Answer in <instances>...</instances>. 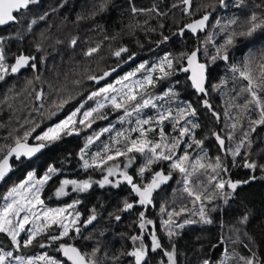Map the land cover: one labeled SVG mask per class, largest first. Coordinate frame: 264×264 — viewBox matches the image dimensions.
<instances>
[{"label":"trees","instance_id":"obj_1","mask_svg":"<svg viewBox=\"0 0 264 264\" xmlns=\"http://www.w3.org/2000/svg\"><path fill=\"white\" fill-rule=\"evenodd\" d=\"M227 3L226 8L221 7L218 0H191L190 6L184 5L181 0H38L30 4L16 15L19 17L17 22L6 28L0 27L5 66L14 64L21 54L35 58L29 62L30 65L35 64V68L26 66L16 73L9 68V72L4 73V80H0V148L7 151L4 146L14 145L15 139L30 129L33 123L39 125L36 133H33L36 135L65 119L101 86L89 80L90 75L102 76L105 71L115 68L116 71L105 82L112 84L116 78L135 70L139 64L145 63L151 68L166 55L180 60L184 54L199 48L200 62L206 65L207 71L208 95L202 98L209 101L219 120L203 106L201 96L192 91L187 77L181 72L159 80L155 87L149 88L158 107L143 109L141 116L156 117L158 111L171 110L174 118L181 106L191 104L197 109L200 124L195 130L196 138L204 140L203 147L210 160L220 156L223 165L228 168V172H221L220 176L225 180L242 181L255 175L256 179L240 186L228 204L219 195L211 203L205 200L203 206L213 223L204 225L199 215L195 214L201 206L200 202L195 205L191 203L192 198L183 191L181 175L171 171L168 161L153 164V171L171 172V179L154 192L153 205L145 210L146 218L152 220L153 225L147 227L149 230L154 227L164 248L170 250L171 243L162 223L168 217L166 212H161V208L179 211L182 205H186L188 211L173 217L177 224L192 221L182 229L175 228L178 235L171 238L176 245L178 264H203L204 260L210 264H220L223 260L222 264H244L241 257L251 256L252 251L264 260V171L259 167L264 166V125L255 126L256 131L244 137V132L250 128L249 118L258 119L259 109L253 105H249L250 111L241 107L250 99L248 93L242 91L247 81L231 71L232 65L242 66L248 58L260 61L264 56V32L258 30L252 37H238L234 46L227 49L228 61L219 56L215 61L211 59L228 35L233 30L241 31V25L246 26L253 14L258 21H264V0H243L242 3L240 0H227ZM102 5L105 6L103 9ZM133 7H155L164 15L144 11L133 13ZM208 13L207 27L193 37L186 25ZM233 19L237 20V24L229 23ZM164 37L168 39L164 41ZM73 40L76 41L75 45H72ZM122 47L128 51L117 57L115 52ZM92 48L98 50L91 56L87 55ZM153 75L161 74L157 71ZM137 76L142 78L143 72H138ZM170 88L176 93L171 100L167 96ZM41 92L42 98L37 99V94ZM157 96L160 99H155ZM62 99L67 102L58 108ZM98 99L100 97L94 100ZM94 100H88L84 109L90 108ZM101 111L111 113H108L107 119H96L91 128L78 135L65 136L46 148L37 159L14 162V173L0 187V206L5 203L3 198L10 191L9 185H18L29 173H35L37 179L41 178L49 166L55 167L59 173L43 186L40 195L46 207H62L79 201L75 211L80 213V222L76 226L81 231L77 236L72 234L75 238L71 239V244L89 257L93 249L99 248L95 256L97 264H134L133 257L123 255L141 242H133L131 237L143 236V242L149 249L151 244L150 235L143 233L139 227V213L144 208L135 205L132 210L123 211L125 201L135 204L138 200L131 187L125 182L100 187L98 182L103 180L106 171L93 167L85 170L80 159L81 149L94 131L99 132L113 123H116L117 131L135 126L127 121L118 122L122 111H114L110 106ZM131 119L134 121L135 115ZM233 123L236 124L234 130L231 127ZM163 127L169 138L178 134L173 131L171 120L165 121ZM213 133L225 139V148L235 149L242 139L246 142L240 154L233 158L230 152L220 149ZM138 135L132 133L133 137ZM150 135L158 139L156 132ZM229 135L232 136L231 140L228 139ZM113 136V132H109L96 140L88 149L89 158L91 154L102 151L105 144H110ZM29 143L34 141L29 140ZM185 147L181 145V148ZM188 151L196 156L200 148L193 145ZM130 155L136 159L127 169L128 173L137 183L150 181L151 171H146L143 177L137 175L145 163V157L139 153ZM246 159L258 165L254 172L244 167ZM126 162L125 157H119L109 161L105 169L112 164H120L122 168ZM209 174L215 175L211 170ZM63 179L90 180L92 187L86 192L77 193L70 192L69 186V195L57 197L55 193ZM200 180L203 181L201 188L207 189L204 195L212 194L213 187L207 178L200 176ZM93 210L97 219L85 227L84 221L93 214ZM245 214H250L246 225L240 223ZM117 215L121 217L120 220L115 219ZM0 247L13 249L11 239L5 233H0ZM162 261H167L163 251L149 250L148 264H161Z\"/></svg>","mask_w":264,"mask_h":264},{"label":"snow or ice","instance_id":"obj_2","mask_svg":"<svg viewBox=\"0 0 264 264\" xmlns=\"http://www.w3.org/2000/svg\"><path fill=\"white\" fill-rule=\"evenodd\" d=\"M37 2L38 0H0V26L17 22L19 17L14 15V13H19L22 9H27L30 4H35ZM242 2L243 0H240V3ZM181 3L190 6L191 0H181ZM218 3L223 8L228 7L227 0H218ZM173 6L175 7L176 5ZM101 7L103 9L105 6L102 5ZM184 10L187 12V8ZM132 11L133 13L139 11L157 12L158 15H164V13L158 12L155 7L151 9H137L133 7ZM209 17L210 13L205 14L201 19L186 25V28L194 34L198 30L202 31L207 27ZM32 23L34 24L35 20H33ZM229 23L233 25L237 24V20L233 19ZM241 29L242 30L239 32L233 30L228 35L225 43L217 47L216 56L211 58L213 61H215L218 56L223 60L228 61V47L234 46L235 40L238 37H252L258 30L264 32V21H258L257 16L253 14L246 26L241 25ZM181 34H183V30H181ZM167 39L168 37H164V41ZM75 44L76 41L73 40L72 45ZM2 45L3 40L0 39V80H4V73H8L9 68L12 73H16L26 66L35 68V64L30 65L29 63L35 58L23 54L16 57L14 64L5 66V54ZM97 50L98 49L96 48L89 49L87 55L91 56ZM127 51V48L122 47L115 52V55L120 57L121 53ZM199 51L200 49L197 48L191 53H186L180 60L171 59L166 55L159 61V63L154 64L151 68L145 63L140 64L136 71L116 80L115 84H108L107 86L91 92L87 99L64 120L36 135H33V133H36L39 125L33 123V126L30 129H26L22 136L15 139L14 145L4 146L7 151H4V148H0V182L4 181L12 171L10 160L13 158L16 161H20L22 158L31 160L33 157H36L38 153H41L42 150L50 148L65 136H70L72 134L78 135L81 131L91 128L96 119H107V114L101 110L110 106L114 111H122V116L118 118V122L124 123L127 121L129 124L134 123L135 126L117 131L115 136L111 138L110 144H105L102 151H97L94 154H91L89 158V147L96 140H99L105 132H111L112 129L106 127L99 132L94 131L87 137V143L85 147L81 149L80 159L83 161V168L86 170L93 167L102 172L106 171L103 180L98 182L101 187L105 184H112L113 181H111L109 177H112L113 175L122 177V181H117L116 185L121 182H126L131 187V191L138 197L136 203L147 210L149 206L153 205L154 192H156L161 185L167 183L171 179V172L165 174L163 170L153 171L151 166L162 161H168L171 171L178 172L181 175V182L184 185L183 191L187 193L188 197L192 198L191 203L195 205L197 202H200L201 206L195 213L199 215L200 222L204 224L213 223L212 219L205 211V207L203 206L204 201L207 200L208 203H211L217 195H219V198L223 199L225 204H228L233 193H236L240 186L249 184L252 180H255V175L242 181H233L231 179L225 180L220 176L221 172L227 173L228 168L223 165L220 156L215 157L214 160H210L203 147L204 140L196 138L195 130L200 127V124L197 120V109L191 104L181 106L178 110L177 116L174 118H172L171 110L158 111L156 117L142 118L141 116L143 109L148 107H158L154 103V98L152 93L149 92V88L155 87L159 80L183 72L190 73L187 79L191 81V87L196 93L201 94L203 106L219 120L218 114L212 109V105L209 101L202 98L206 97L208 92L205 87L206 65L199 61ZM131 58L132 57L130 56L129 59ZM114 71H116L115 68L111 71H105L102 76L90 75L88 79L99 83L100 80L110 76ZM140 71L143 72L142 78L134 79L137 72ZM157 71H159L161 75L154 76L153 73ZM231 71L233 73H238L242 80L247 81V84L242 91L247 92L250 99H248L241 107L250 111L251 109H249V105H253L255 108L259 109L258 119L249 118V131H246L243 134L244 137L247 138L251 132L256 131L255 126L264 125V95H261V93H264V56L260 58L259 62H256L253 58H248L243 61L242 66L232 65ZM76 83L79 82L77 81ZM116 84H119L120 87L117 88ZM175 95V90L170 88L167 93L168 98L171 100ZM42 96V92L38 93L37 99H41ZM96 97H100V99L95 101V107H90L82 111L87 101L94 100ZM155 99H160V97L157 96ZM66 102V100L62 99L57 107H63V104ZM41 107H43V105H41ZM94 113L97 115L94 116ZM51 114L55 115L56 113ZM134 115L135 119L133 121L131 118ZM169 120L172 122L173 131L178 132L176 136L171 138L166 135L163 127L164 122ZM181 120L184 121L183 124L180 123ZM231 127L234 130L236 124L233 123ZM154 132L157 133L158 139L153 138L150 135V133ZM132 133H139V135L133 137ZM213 135L215 136L220 149L226 153L230 152L233 158L240 154V149L246 142L245 139H242L240 143L236 145L235 149H229L225 148L224 138L217 133H213ZM184 137H188V139H182ZM206 138L207 137H205V139ZM228 139L231 140L232 136L229 135ZM29 140L34 141V143L30 144ZM248 143L250 145V142ZM181 145H186V147L181 148ZM193 145L200 148V153L196 156L190 155L188 151ZM178 150L180 154H178ZM133 153H139L145 157V163L139 168L137 175L143 177L146 171H151L152 176L150 181L137 183L135 182L134 177L128 173L127 169L131 167L136 159L134 155H130ZM119 157H125L127 161L123 164L122 168L120 164H112L105 169V165H108L109 161H114ZM244 167L251 169L254 172L258 168V165L255 162H249L246 159ZM259 167L261 171H264V166ZM209 170L215 175H210ZM58 173L59 170L52 166H49L45 174L38 179L35 177V173H29L25 181L13 186L8 192V195L3 198L8 202L4 203L3 206H0V233L7 234L17 248L21 246V241L18 239L20 233L26 231L25 225L33 219L36 221H43V228H51L52 225H56L61 229V231L56 234L48 235V239L53 245H55L57 241L63 240L65 237H68L69 239L75 238L70 235V232L73 230L70 228V225L75 226L80 222V213L75 211V206L79 201H73L72 204L66 205L65 207H38L44 205V201L41 199L40 195L43 186ZM194 176L195 179H193ZM200 176L206 177L208 182L212 184V194L207 196L204 195V192H206L207 189L201 188L203 181L200 180ZM69 186L71 192L81 193L88 191L92 187V182L90 180L78 181L75 179H63L60 182V187L55 193L56 196L60 197L69 195V191H67ZM134 206L133 202L125 201L122 210H131ZM68 209H73V211L69 212ZM215 210L216 209H209L208 211ZM185 211H188L186 205H182L179 208V211L175 209L167 211L165 208H161V212H166L168 217V219L162 221V223L165 226V231L167 232L171 243L170 250L164 248L162 242L156 235L154 227L150 230L148 229L147 226L153 225V221L146 218L145 211H141L139 213V219L141 221L139 227L143 233L150 235V249L143 242V236H133L131 237L133 242L140 240V244L135 246L132 251L123 253V255L133 257L134 264H148L149 250L151 252H156L159 249L163 251V255L167 257V261H162L161 264H178L176 245L174 242H171V238L178 235L174 230L176 227L182 229L186 223H192V221L185 220L183 223L177 224L176 221L173 220V217H178ZM22 213L23 215H21ZM120 218L119 215L115 216L116 220H120ZM96 219L97 216L95 210H93V214L84 221V226L86 227L88 224H92ZM249 219L250 214H245L241 217L240 223L246 225L249 222ZM41 231H43L41 227H37L35 231L28 230V235L23 241V246L28 247L32 245L33 241L37 239V236ZM74 231L79 234L81 228L77 226L74 228ZM39 246L43 248L46 245L41 242ZM245 247H248V245H245ZM56 251L61 252L70 264H97L95 256L96 253L99 252V248L93 249L90 257L88 254L82 253L74 245L68 243L58 244V246H56ZM11 256V252L0 253V264H5V258ZM114 259H118V257H114ZM17 260H19L21 264H25L23 257H17ZM241 260H243L244 264H264V260H261L254 251L251 252V256H242ZM36 261H41L43 264H65V262L59 261L47 254L38 255L34 259H29L26 264H35ZM203 264H210V262L204 260Z\"/></svg>","mask_w":264,"mask_h":264},{"label":"rangeland","instance_id":"obj_3","mask_svg":"<svg viewBox=\"0 0 264 264\" xmlns=\"http://www.w3.org/2000/svg\"><path fill=\"white\" fill-rule=\"evenodd\" d=\"M140 65V64H139ZM139 65L137 66V68L135 69V70H133V71H130V72H127L126 74H124L122 77H124L125 75H127V74H129V73H131V72H134V71H136L138 68H139ZM137 74H138V72H137ZM137 74H136V76L134 77V79H140L141 77H139V76H137ZM110 76H107V77H105L104 79H102V80H100L99 81V83H97L96 81H94V82H96L97 84H101V86L99 87V88H101V87H104V86H107L108 84H106L105 82H106V79L107 78H109ZM122 77H119V78H116L114 81H113V83L112 84H115V82H116V80H118V79H120V78H122ZM116 87L117 88H119L120 87V85L119 84H116ZM99 100V99H98ZM94 101H96V100H94ZM91 107H95V102H94V104H92V106ZM83 110H86V109H82V111ZM108 113H111V112H106V114L108 115ZM95 115H97L96 113H94V116ZM64 120V119H63ZM62 121V120H61ZM60 121V122H61ZM59 123V122H58ZM58 123H56V124H58ZM116 123H113L112 125H109V126H104V128H106V127H110L111 129H112V131L110 132V133H112L113 132V134H114V136H115V134H116V132H117V130H115L116 129V127L114 126ZM103 128V129H104ZM107 133H109V132H105L104 134H107ZM103 134V135H104ZM113 136V137H114ZM16 168V167H15ZM105 175H106V172H105ZM27 179V177L23 180V181H25ZM109 179L111 180V181H113V183H116L117 181H122V177H120L119 176V178H118V175H113L112 177H109ZM22 181V182H23ZM21 183V182H20ZM19 183V184H20ZM121 183H124V182H121ZM121 183H119L118 185H120ZM126 183V182H125ZM127 184V183H126ZM105 185H107V184H105ZM128 185V184H127ZM99 186H100V184H99ZM12 185H9L8 186V189H12ZM101 187V186H100ZM128 187H130L129 185H128ZM68 190V189H67ZM8 192H9V190H8ZM8 192L6 193V195L5 196H7L8 195ZM70 192H71V190H70ZM62 197H64V196H62ZM6 202H8V201H5V203ZM134 205H138V206H140L138 203H135ZM199 206H200V204H199ZM38 207H44V205L43 206H38ZM62 207H65V206H62ZM49 208H58V207H49ZM75 208H76V206H75ZM68 211L69 212H72L73 211V209H68ZM21 215H23V213L21 214ZM43 221H36V220H32V221H30L28 224H26L25 225V229H26V231H24V232H21L20 233V236L18 237V239H20V241H21V246L22 247H19V248H17L13 243H12V245H13V249H10V250H7V249H5V248H3V247H0V253H8V252H11L12 253V256L11 257H6L5 258V264H21V262L19 261V260H17V257H23L24 258V260H25V264H26V262L29 260V259H34L35 257H37L38 255H44V254H47L48 256H50V257H53V258H56V259H58L59 261H62V262H65V260L64 259H62V254H61V252H58V251H56V246H58V244H60V243H68V244H71V239H69L68 237H65L63 240H61V241H57L56 243H55V245H53L52 244V242L48 239V235L49 234H56V233H58L59 231H61V229L58 227V226H56V225H52L51 226V228H43ZM188 224H190V223H186L185 224V226L186 225H188ZM204 224V223H203ZM204 225H207V224H204ZM37 227H41L42 229H43V231H41L40 232V234H38V236H37V239L36 240H34L33 241V243H32V245H30V246H28V247H24L23 246V241L27 238V235H28V230H31V231H35L36 230V228ZM75 227H77L76 225L75 226H72V225H70V228H72L73 230L70 232V235L72 236V234H74V236H77V233H74L75 231H74V228ZM176 228H178V227H176ZM9 237V236H8ZM10 238V237H9ZM23 238V239H22ZM11 239V238H10ZM22 239V240H21ZM12 242V241H11ZM41 242H43L46 246L45 247H43V248H41L39 245H40V243ZM49 245H51V246H49ZM64 260V261H63ZM224 262V260L220 263V264H222ZM66 264H68L67 262H65ZM35 264H43V262H41V261H36L35 262Z\"/></svg>","mask_w":264,"mask_h":264},{"label":"water","instance_id":"obj_4","mask_svg":"<svg viewBox=\"0 0 264 264\" xmlns=\"http://www.w3.org/2000/svg\"><path fill=\"white\" fill-rule=\"evenodd\" d=\"M24 10H26V9H22L21 11H24ZM17 14H18V13H14V15H17ZM14 23H15V22H14ZM14 23H9L8 25L0 26V27H1V28H6V27H9V26L13 25ZM187 30H188V29H187ZM188 31H190V30H188ZM199 32H201V31L198 30V31L194 34V33H192V32L190 31V33H191V35H192L193 37H197L198 34H199ZM198 58H199V54H198ZM199 61H200V59H199ZM185 64H186V62H185ZM181 74H182V75H185L186 77H188V76L190 75V73H183V72H181ZM205 75H206V81H205V87H206V84H207V71H206ZM187 81H188V83H189L190 86H191V81L188 80V79H187ZM191 88H192V87H191ZM192 91H194V92L196 93V91H195L193 88H192ZM196 94H197L199 97L201 96V94H198V93H196ZM44 150H45V149H44ZM44 150H42L41 153H38V154L36 155V157H33L31 160H28V159H26V158H22L20 161H16L14 158H13L12 160H10V164L12 165V171L9 173V176H8L4 181L0 182V187H1V185H2L5 181H7V179H9V177H11V175L14 173V171H15V167H14V165H13L14 162H15V163H19V162H21V161L31 162V161L37 159L40 155H42L43 152H44ZM62 257H63V259L65 260V262H67L66 257H64L63 254H62ZM67 263L70 264V262H67Z\"/></svg>","mask_w":264,"mask_h":264},{"label":"flooded vegetation","instance_id":"obj_5","mask_svg":"<svg viewBox=\"0 0 264 264\" xmlns=\"http://www.w3.org/2000/svg\"><path fill=\"white\" fill-rule=\"evenodd\" d=\"M132 210V209H131ZM127 211H130V210H127ZM143 211H145V209H143ZM150 246H151V244H150ZM62 254V253H61ZM62 259H63V257H62ZM64 261V260H63Z\"/></svg>","mask_w":264,"mask_h":264}]
</instances>
